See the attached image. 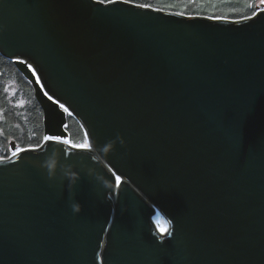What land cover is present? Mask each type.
I'll return each mask as SVG.
<instances>
[{
    "label": "water",
    "instance_id": "95a60500",
    "mask_svg": "<svg viewBox=\"0 0 264 264\" xmlns=\"http://www.w3.org/2000/svg\"><path fill=\"white\" fill-rule=\"evenodd\" d=\"M141 5L0 0V53L60 138L0 157V264H264V5L240 19ZM53 153L73 184L49 178Z\"/></svg>",
    "mask_w": 264,
    "mask_h": 264
},
{
    "label": "trees",
    "instance_id": "16d2710c",
    "mask_svg": "<svg viewBox=\"0 0 264 264\" xmlns=\"http://www.w3.org/2000/svg\"><path fill=\"white\" fill-rule=\"evenodd\" d=\"M130 1L185 14L231 19L252 16L259 6V0ZM12 81L16 87L13 94L8 90V84ZM17 101L22 103L18 104ZM67 129L73 143L82 145L87 142L85 131L75 117L69 115ZM44 134V113L37 101L33 86L17 69L14 61L0 53V155L9 156L8 144L12 140L17 143V146H39L43 142Z\"/></svg>",
    "mask_w": 264,
    "mask_h": 264
},
{
    "label": "clouds",
    "instance_id": "9594fccd",
    "mask_svg": "<svg viewBox=\"0 0 264 264\" xmlns=\"http://www.w3.org/2000/svg\"><path fill=\"white\" fill-rule=\"evenodd\" d=\"M119 142L121 145L124 144V140L121 137H117L115 140L107 142L105 145L100 146L96 149L97 155H106L111 150L114 149L115 144ZM42 167L47 170L48 176L50 179L57 176L58 171L62 173V177L64 179H67L69 181V184H73L74 181L78 180V177L76 176L73 166L67 165V164H61L60 160L56 156L55 153L52 155L46 157V159L42 163ZM87 174L92 177L97 183H99L101 186L106 187L103 180L100 179L98 175L92 174L91 170H87ZM71 204L70 207L74 214L80 213L83 210V206L80 204V202L76 201L74 197H71Z\"/></svg>",
    "mask_w": 264,
    "mask_h": 264
},
{
    "label": "rangeland",
    "instance_id": "374dc122",
    "mask_svg": "<svg viewBox=\"0 0 264 264\" xmlns=\"http://www.w3.org/2000/svg\"><path fill=\"white\" fill-rule=\"evenodd\" d=\"M258 5H259V7L262 6V5H264V0H259ZM8 85H9V87H8L9 92L11 94H13L16 91L15 83L12 81ZM17 103L18 104H21L22 101H17ZM43 141H44V139H43ZM86 144H87V142H86ZM82 145H85V144H82ZM18 147H22V146H18ZM9 154H10V151H9ZM0 157H3V156L0 155ZM158 221L161 223V225L163 227V230H166L167 224H166V221L163 219V217L160 216L159 219H158Z\"/></svg>",
    "mask_w": 264,
    "mask_h": 264
},
{
    "label": "snow or ice",
    "instance_id": "6c2138e0",
    "mask_svg": "<svg viewBox=\"0 0 264 264\" xmlns=\"http://www.w3.org/2000/svg\"><path fill=\"white\" fill-rule=\"evenodd\" d=\"M129 2H130V0H129ZM141 7L148 9V8H150V5L144 4V5H141ZM61 107H63V105H61ZM44 139L45 140H53V139L59 140L60 138L59 137H53V136H45ZM64 142L67 143V141H64ZM86 146H87L86 143H85V145H81V147H86Z\"/></svg>",
    "mask_w": 264,
    "mask_h": 264
},
{
    "label": "bare ground",
    "instance_id": "6f19581e",
    "mask_svg": "<svg viewBox=\"0 0 264 264\" xmlns=\"http://www.w3.org/2000/svg\"><path fill=\"white\" fill-rule=\"evenodd\" d=\"M158 219H159V217H158Z\"/></svg>",
    "mask_w": 264,
    "mask_h": 264
}]
</instances>
